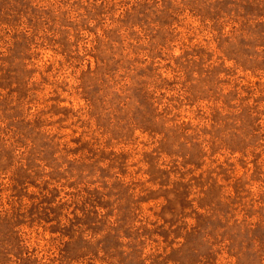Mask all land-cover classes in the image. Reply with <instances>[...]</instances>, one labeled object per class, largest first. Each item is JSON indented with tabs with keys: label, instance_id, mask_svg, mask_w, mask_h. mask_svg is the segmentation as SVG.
<instances>
[{
	"label": "rangeland",
	"instance_id": "374dc122",
	"mask_svg": "<svg viewBox=\"0 0 264 264\" xmlns=\"http://www.w3.org/2000/svg\"><path fill=\"white\" fill-rule=\"evenodd\" d=\"M0 264H264V0H0Z\"/></svg>",
	"mask_w": 264,
	"mask_h": 264
}]
</instances>
